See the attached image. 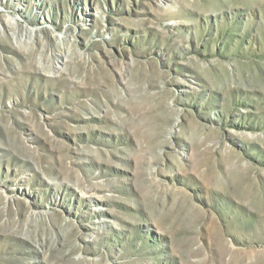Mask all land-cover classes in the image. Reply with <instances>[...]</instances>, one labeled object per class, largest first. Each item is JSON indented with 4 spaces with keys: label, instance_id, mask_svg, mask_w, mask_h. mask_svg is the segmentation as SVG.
I'll return each mask as SVG.
<instances>
[{
    "label": "rangeland",
    "instance_id": "obj_1",
    "mask_svg": "<svg viewBox=\"0 0 264 264\" xmlns=\"http://www.w3.org/2000/svg\"><path fill=\"white\" fill-rule=\"evenodd\" d=\"M0 20V264H264V0Z\"/></svg>",
    "mask_w": 264,
    "mask_h": 264
},
{
    "label": "bare ground",
    "instance_id": "obj_2",
    "mask_svg": "<svg viewBox=\"0 0 264 264\" xmlns=\"http://www.w3.org/2000/svg\"><path fill=\"white\" fill-rule=\"evenodd\" d=\"M1 20H4V19H1ZM1 20H0V22H1ZM3 23H4V27H3L4 31H6V33H4V31H3V33L5 34V36H4L5 39H10L11 38L15 42L14 43L15 45H14L13 49H19V48H21L22 45H26L28 47H30L29 45L34 46V44H31V42H32L31 40L33 39L31 37L34 35L33 31L29 32V31L25 30L23 32V34L18 35L17 32L19 31L20 28L18 27V23L17 22H7V21H5ZM33 37L35 38V35ZM38 41L39 40H37L35 42H38ZM11 48H12V46H11ZM30 49H32V47H30ZM41 50H43V49L41 48ZM68 53H69V51H66V53L65 52L64 53H62V52H54L52 54V56H53L52 58L54 59L55 62H57L59 64H64V62H66V59L68 58ZM62 67H63V65H62ZM55 68L58 71L59 70H63V68H61V66L60 67H55ZM40 71H44V72L46 71L44 65H42L40 67Z\"/></svg>",
    "mask_w": 264,
    "mask_h": 264
}]
</instances>
